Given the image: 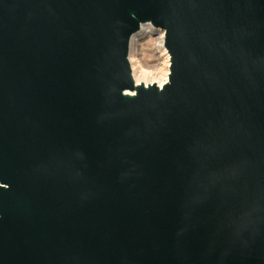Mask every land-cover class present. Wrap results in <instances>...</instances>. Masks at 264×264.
I'll use <instances>...</instances> for the list:
<instances>
[{
  "label": "water",
  "instance_id": "95a60500",
  "mask_svg": "<svg viewBox=\"0 0 264 264\" xmlns=\"http://www.w3.org/2000/svg\"><path fill=\"white\" fill-rule=\"evenodd\" d=\"M0 264H264V0H0Z\"/></svg>",
  "mask_w": 264,
  "mask_h": 264
},
{
  "label": "rangeland",
  "instance_id": "374dc122",
  "mask_svg": "<svg viewBox=\"0 0 264 264\" xmlns=\"http://www.w3.org/2000/svg\"><path fill=\"white\" fill-rule=\"evenodd\" d=\"M154 33L149 36L143 35V32L138 34V37L133 43V59L136 62V65L139 67H146L149 71H152L151 76H161L158 72H162L165 65V54L169 57L166 49L157 50L159 37L162 36V33H159L153 29ZM160 31V30H159ZM161 32V31H160ZM165 53V54H164ZM165 56V57H164ZM140 63V65L138 64ZM164 62V63H163ZM170 64V57H169ZM145 65V66H144ZM170 68V65L169 67ZM169 75V74H168ZM154 79V78H153Z\"/></svg>",
  "mask_w": 264,
  "mask_h": 264
},
{
  "label": "bare ground",
  "instance_id": "6f19581e",
  "mask_svg": "<svg viewBox=\"0 0 264 264\" xmlns=\"http://www.w3.org/2000/svg\"><path fill=\"white\" fill-rule=\"evenodd\" d=\"M153 27L148 25V26H144L143 27V30L141 31V33L143 32V35L145 36H149V35H152L154 33L153 31ZM156 31H158L157 29H155ZM159 33H162V36L159 37V40H158V48L157 50L159 49L160 51L163 50L164 51V48L166 49L165 47V38H166V35L164 32H160L158 31ZM138 36L135 37V39L137 38ZM134 39V41H135ZM133 41V43H134ZM164 47V48H163ZM167 51V49H166ZM165 52V51H164ZM133 46H132V52H131V56H130V62H131V66H132V71H133V76L135 78V81L138 85L140 84H145V85H151V84H156L158 85L159 87H164L168 81H169V76H170V67H171V56L170 54L168 53L169 57H170V64H169V57L165 54V67L164 69L162 70V72H158V74H161V76H151V73H153L152 71H149L148 69H146V67H139L136 65V62L135 60L133 59ZM164 63V62H163ZM138 64L140 65V63L138 62ZM145 66V65H144ZM169 74V75H168ZM154 78V79H153Z\"/></svg>",
  "mask_w": 264,
  "mask_h": 264
}]
</instances>
